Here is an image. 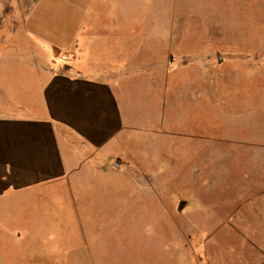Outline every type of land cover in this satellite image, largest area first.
Masks as SVG:
<instances>
[{
  "label": "crops",
  "instance_id": "1",
  "mask_svg": "<svg viewBox=\"0 0 264 264\" xmlns=\"http://www.w3.org/2000/svg\"><path fill=\"white\" fill-rule=\"evenodd\" d=\"M56 1L41 0L45 18ZM58 1L75 8L73 20L0 23V41L16 43L0 54V206L72 191L76 181L118 173L117 161L126 183L150 192L140 221L160 223L126 264H264V89H241L226 130V104L212 105L209 87L180 103L162 71L148 67L147 46L178 45L161 27L142 32L123 9L91 21L100 1ZM212 110L223 115L213 124Z\"/></svg>",
  "mask_w": 264,
  "mask_h": 264
},
{
  "label": "rangeland",
  "instance_id": "2",
  "mask_svg": "<svg viewBox=\"0 0 264 264\" xmlns=\"http://www.w3.org/2000/svg\"><path fill=\"white\" fill-rule=\"evenodd\" d=\"M98 1L100 8L94 6L98 13L93 11L91 21H107L109 15L104 11L123 9L128 11L127 22L142 24V32L152 33L157 24L164 37L178 43L147 46L148 67L155 65L153 68L162 71L164 81L169 83L168 93L176 89L180 103L199 92L202 85L209 87L203 92L212 105L226 104V130L232 128L241 89H264V0ZM40 2L0 0V23L42 21L58 25L67 22L70 10H75L57 0L55 11L45 18ZM73 19L71 14L69 20ZM137 31L131 26L129 32L134 37ZM15 44L0 41V54L13 53L11 47ZM257 69L258 76L250 77V71ZM202 70L210 71V77H198ZM176 72L178 76L171 74ZM250 98L251 93L244 103H250ZM211 112L216 115L215 119L212 116V124L218 117L222 119L218 110ZM110 167L118 173L76 181L72 191L58 186L48 191L49 197L0 206V264H126L137 259L139 251L130 249H148L144 231L158 230L160 223L140 221L145 210L140 199L149 197L150 192L126 183L123 166L117 161H111ZM69 193L82 199L80 205L58 202ZM12 228L19 229L18 236L13 235Z\"/></svg>",
  "mask_w": 264,
  "mask_h": 264
},
{
  "label": "built area",
  "instance_id": "3",
  "mask_svg": "<svg viewBox=\"0 0 264 264\" xmlns=\"http://www.w3.org/2000/svg\"><path fill=\"white\" fill-rule=\"evenodd\" d=\"M65 58H66V57H65L64 55H63V56H61V60H65Z\"/></svg>",
  "mask_w": 264,
  "mask_h": 264
}]
</instances>
